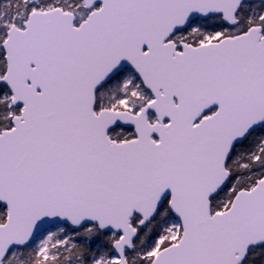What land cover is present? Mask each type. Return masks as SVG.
Segmentation results:
<instances>
[{
	"label": "snow or ice",
	"instance_id": "6c2138e0",
	"mask_svg": "<svg viewBox=\"0 0 264 264\" xmlns=\"http://www.w3.org/2000/svg\"><path fill=\"white\" fill-rule=\"evenodd\" d=\"M0 264H264V0H0Z\"/></svg>",
	"mask_w": 264,
	"mask_h": 264
}]
</instances>
